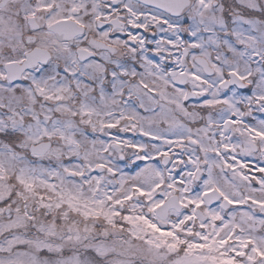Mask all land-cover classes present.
Instances as JSON below:
<instances>
[{"label":"snow or ice","instance_id":"snow-or-ice-1","mask_svg":"<svg viewBox=\"0 0 264 264\" xmlns=\"http://www.w3.org/2000/svg\"><path fill=\"white\" fill-rule=\"evenodd\" d=\"M0 264H264V0H0Z\"/></svg>","mask_w":264,"mask_h":264}]
</instances>
